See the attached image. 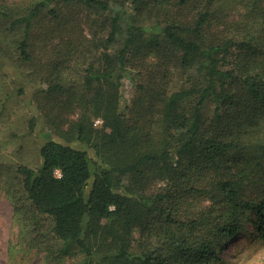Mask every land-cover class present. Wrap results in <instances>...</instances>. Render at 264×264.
<instances>
[{
	"label": "trees",
	"instance_id": "16d2710c",
	"mask_svg": "<svg viewBox=\"0 0 264 264\" xmlns=\"http://www.w3.org/2000/svg\"><path fill=\"white\" fill-rule=\"evenodd\" d=\"M69 6L99 26L93 48L67 42ZM45 13L51 27L36 32ZM12 32V62L48 86L39 101L57 119L77 113L42 144L40 166L17 168L33 217H52L57 264H212L251 211L264 238V0H0V36ZM37 33L52 46L38 48ZM174 72L181 85L169 89L161 79ZM193 168L215 171L189 186L210 205L180 216L158 184Z\"/></svg>",
	"mask_w": 264,
	"mask_h": 264
},
{
	"label": "rangeland",
	"instance_id": "374dc122",
	"mask_svg": "<svg viewBox=\"0 0 264 264\" xmlns=\"http://www.w3.org/2000/svg\"><path fill=\"white\" fill-rule=\"evenodd\" d=\"M17 6L32 5L36 0H1ZM70 30L66 31L67 42L82 48L83 43L91 48L94 33H99V26L93 24L91 18L81 12L80 8L69 6L64 9ZM42 14V20L37 22L35 31H44L51 27V18ZM0 36V264H57L49 254L59 246L54 236L53 220L48 215L33 217L28 201L22 192L17 168L21 164L38 167L41 164L40 149L49 138H60L57 132L68 128L77 113L63 110L64 118L57 119L59 109L39 101L37 93L48 86H33L26 78L32 77L29 66L13 63L12 58L18 55L16 51V35ZM36 46L44 48L52 45L36 35ZM69 36L72 39H69ZM59 42V38L53 44ZM82 52L77 49V54ZM60 62L61 57L56 56ZM82 57L75 58L71 64L81 65ZM85 63H82V66ZM62 68V67H61ZM29 74V77H28ZM175 72L169 74L164 84L169 89L181 85ZM38 79L37 85H44ZM123 94L127 103H131L138 94L135 78L130 76L124 80ZM102 121H96L101 125ZM215 174L212 168L188 169L186 175L175 185L158 184L159 188H169L173 201L172 211L180 216L193 214L210 205L209 194L192 192L189 186H205V175ZM157 186V188H158ZM264 194V192H263ZM252 199L259 198L256 189L250 192ZM262 199V198H261ZM14 202L22 203L17 209ZM194 208L189 209L188 205ZM29 215V216H27ZM249 218H243L245 231L233 239H218L217 251L221 260L212 264H264V238H260L254 226L256 211L249 212ZM47 246H49L47 248ZM80 256L65 258L60 264H77Z\"/></svg>",
	"mask_w": 264,
	"mask_h": 264
}]
</instances>
